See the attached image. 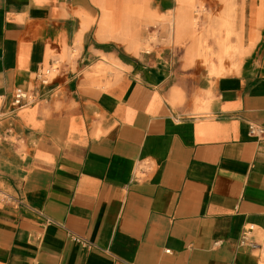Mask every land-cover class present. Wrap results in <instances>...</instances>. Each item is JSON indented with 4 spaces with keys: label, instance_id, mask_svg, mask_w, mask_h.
Instances as JSON below:
<instances>
[{
    "label": "crops",
    "instance_id": "0c3cea01",
    "mask_svg": "<svg viewBox=\"0 0 264 264\" xmlns=\"http://www.w3.org/2000/svg\"><path fill=\"white\" fill-rule=\"evenodd\" d=\"M228 34L237 70L211 76ZM252 125L264 0H0V264H264Z\"/></svg>",
    "mask_w": 264,
    "mask_h": 264
},
{
    "label": "built area",
    "instance_id": "2783aa9c",
    "mask_svg": "<svg viewBox=\"0 0 264 264\" xmlns=\"http://www.w3.org/2000/svg\"><path fill=\"white\" fill-rule=\"evenodd\" d=\"M61 71V66L59 63L55 62L48 67L40 69L35 76V82L37 87H34L32 90H23L16 89L12 94V118L19 111L24 110L25 108L31 107L41 101L40 88L49 85ZM250 134L255 137H264V128L256 125L250 126ZM253 232V228L250 227L248 231L244 234L242 238V243L246 244L249 242L250 234ZM75 240L85 247L90 248V244L84 240L75 238ZM252 248L261 247L258 244H250Z\"/></svg>",
    "mask_w": 264,
    "mask_h": 264
},
{
    "label": "rangeland",
    "instance_id": "374dc122",
    "mask_svg": "<svg viewBox=\"0 0 264 264\" xmlns=\"http://www.w3.org/2000/svg\"><path fill=\"white\" fill-rule=\"evenodd\" d=\"M202 12L201 13H196L198 15V22L200 21V16H202V14L206 13V8L204 6H202ZM211 39L213 41H216L217 38L216 37H212V38H207L203 43H204V48L205 52L201 53V56L199 57L200 61L209 68L210 74L211 76H220V75H225V74H229L234 72L235 70H237V67L235 66V56L237 54V50L234 46L231 45L230 43V35L228 34L226 40L224 41L226 44L225 47H228L229 50L228 52H222V54H216V52L213 51L212 47H208L207 46V42L208 40ZM220 62L224 68H222L221 72H214L213 68H214V62L215 61ZM228 66V67H226Z\"/></svg>",
    "mask_w": 264,
    "mask_h": 264
},
{
    "label": "bare ground",
    "instance_id": "6f19581e",
    "mask_svg": "<svg viewBox=\"0 0 264 264\" xmlns=\"http://www.w3.org/2000/svg\"><path fill=\"white\" fill-rule=\"evenodd\" d=\"M225 52H228V51H226V49H225Z\"/></svg>",
    "mask_w": 264,
    "mask_h": 264
}]
</instances>
